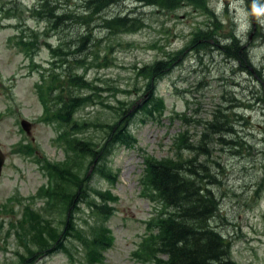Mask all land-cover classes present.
Returning <instances> with one entry per match:
<instances>
[{"label": "rangeland", "instance_id": "374dc122", "mask_svg": "<svg viewBox=\"0 0 264 264\" xmlns=\"http://www.w3.org/2000/svg\"><path fill=\"white\" fill-rule=\"evenodd\" d=\"M195 1L207 3V11L218 20V41L209 32L200 36L199 28L210 29L206 24L209 16L188 0H178L173 9L124 0L100 13L109 18L127 16L128 22L137 19L129 32L121 26L114 32L106 30L98 19L88 25L73 20L63 24L50 13L57 25L48 29V18L30 13L33 0H2L0 150L5 161L0 176V204L15 193L23 197L35 194L47 181L34 158L13 152L17 142L33 139L38 143L39 156L65 160L69 155L74 162L67 169L70 177L60 184L56 207L47 211L43 201L34 200L30 212L36 219L45 216L42 222L46 226L53 227L57 234L62 232L63 249L45 255V251H39L38 236L33 237L34 230L29 228L28 246L20 248L19 261L15 235L7 234L6 224L0 230V264H85L84 259H90L89 248L81 244L75 231L66 236V226L73 216L75 228L86 233L92 223L94 239L103 232L107 235L108 242L99 244L109 243V247L102 250L97 264H140L133 257L134 251L147 233V222L159 214L162 205L157 193L148 196L144 192L145 156L175 157V137L185 130L187 142L197 143L217 109L232 117L233 130L226 128L223 141L214 136L206 143L208 153L203 154L205 149L200 148L197 154L214 176L209 181L218 197V212L212 224L231 243L232 260L238 264H264V11H257L264 9V0ZM52 2L57 5L52 11L55 14L64 9L79 13L84 3ZM24 28L40 33L34 56L37 64H45L50 58L43 40L55 46L60 44L59 39L64 40L69 62L61 68L62 77L75 73L93 86L76 88L81 96L91 97L81 102L75 113L79 125H71L74 139L92 141L79 159L68 146L53 144L58 132L55 123L37 122L42 113L34 87L39 74L12 38ZM86 33L91 41L81 42L79 35ZM231 36L238 40L234 46L245 53V62L223 49L225 38ZM156 60L166 61L167 69L162 74L143 71ZM94 84L101 87L94 88ZM150 110L154 111L149 114ZM23 118L33 124L31 135L20 125ZM117 124L121 125L117 142L107 140L109 126ZM125 132L130 136L129 145ZM103 147L104 153L95 158L93 150ZM183 154L188 157L195 152L185 150ZM103 166L110 169V179L93 175ZM71 178L79 179L82 186L74 187ZM86 188L92 196L97 188L107 196L104 208L113 209L104 223L99 217L94 220L92 208L81 201ZM73 195H77L74 202ZM76 206L80 210L74 209ZM13 207L20 212L24 204L15 203ZM9 213L4 217L8 218ZM44 240L49 244L52 238L48 235Z\"/></svg>", "mask_w": 264, "mask_h": 264}, {"label": "trees", "instance_id": "16d2710c", "mask_svg": "<svg viewBox=\"0 0 264 264\" xmlns=\"http://www.w3.org/2000/svg\"><path fill=\"white\" fill-rule=\"evenodd\" d=\"M81 1L84 3L82 4V9L77 11L79 13L73 12L74 10L64 9L53 17L62 21L63 24H66L68 20H73L85 25H88L90 21L98 19L100 20L99 24L111 32H114L115 28L120 29L119 26L124 27L125 31H133L134 23L138 22L137 19L136 21L128 22L129 17L127 16L109 18L100 14L109 6L118 4L124 0ZM138 1L147 3L148 5H162L171 9L175 8L178 3V0ZM188 1L210 15L207 11V3H199L195 0ZM49 2V0H44L42 11L38 10L37 13H41V17H47L49 28L55 29L57 20L48 16V13L53 15L51 10L57 5L53 6V8L52 6L48 8ZM132 20L134 19L132 18ZM217 21L214 16L208 17L206 24L211 27L210 29L199 28L200 36L209 32V36L211 35V37L216 38L215 35H218L217 31L219 30ZM30 35V40L24 39L26 37L24 33L22 35H15V38L19 37L16 40L15 46L31 57L34 53L33 49L36 50V47H38L36 44L37 40L34 37L38 38L39 32L32 30ZM195 37H197V34H195ZM79 40L81 42L91 41L89 33L80 34ZM227 40L231 41L230 39ZM237 41L235 39L230 44H225L223 49L228 53L239 56V58L243 59L242 62H245V53H239L234 46ZM65 44L64 40H61L58 46H48L52 58L50 60V67H43L40 64L36 65L39 72V80L35 83V88L43 105V114L40 120L57 124L59 126V134L56 141H62V145L68 146L70 152H74L77 159H79L81 152L86 154V146L88 143H92V141L83 140L76 136L74 139L71 125L73 123L75 126L79 125L78 119H75V113L79 111L80 103L89 101L91 97L81 96V94L76 92V88L79 85L85 88H93V86L91 82L83 79L81 76H76L75 73L62 77V74L58 72L64 63L69 62L68 58L65 57V55H69V52L64 49ZM100 65L103 66V63ZM145 69L149 70L148 75L151 72L160 75L167 69V64L164 60H156L152 65L146 66L143 71ZM98 87L101 86L94 84V88ZM153 111L150 110L149 114ZM218 112H220L218 118L216 115V120L208 122L207 128L203 131L201 139L197 143H188L186 137L182 139L183 148L187 151L195 152L193 156L184 157L182 152H178L176 158L166 157L161 160L151 159L147 161L146 189L151 191L149 195L153 192L157 193L165 212L159 218H156L153 226L150 228V232L141 241L138 250L135 252V256L142 264H238L231 259V251L229 249L231 243L228 238H225L212 224V220L217 216L218 212V197L214 188L210 186L211 181H209L214 176H210L208 170H206L208 163L199 160L197 156L198 153H201L199 151L200 148L205 149V153L203 154L208 153L206 143H209L214 136H219L216 140L223 141V133L226 128L233 130L232 117L227 112L220 110ZM120 126V124L109 126L110 130H108L107 140L110 138L111 141L117 142L119 133H121ZM124 134L126 144L129 145L130 136L126 132ZM182 136L184 137V135ZM37 146L32 142H20L17 145H13L12 150L16 154L32 156L38 154ZM179 148L180 146L178 145ZM104 151L105 147L100 151L93 150V156L96 158L99 154H103ZM73 162L74 158L69 155L62 162L44 160L45 169L50 177L49 185L41 187L38 192L39 197L46 199L44 210L47 209L48 211L51 207H56L60 184L63 180H68L67 177H70L69 170L67 169ZM109 171L108 167L103 166L101 169L97 168L93 172V175L99 174L106 179H110ZM70 181L74 187L81 185L79 179L71 178ZM204 182H208L209 184H204ZM83 190L81 188V191ZM35 197L36 195H32L28 200L34 201ZM106 197L104 192L99 189H96L95 196H92V193H88L86 188L84 198L81 200L94 211V220L96 217H99L102 223L108 217L109 211L113 209L104 208ZM76 198L77 195H73L71 201L74 202ZM12 200H14V203H23L24 208L21 207L20 212H18L13 207V204L9 206L8 204H4L0 207V211L3 212L0 214V230L4 229L5 225L8 224L7 234L12 235L14 233L16 242L20 248L28 246L26 236L30 232L27 229L30 228V230H34V233L31 235L33 237L38 236L37 243L41 246L39 251H45L46 254H50L54 253L56 248L63 249L64 236L62 232L57 234L53 227L46 226L42 222L45 216L36 219L35 215L30 214L32 205L26 203V198H22L19 193H15L14 196L9 198V201ZM2 208H4L3 211ZM74 209L80 210V206H76ZM7 212H10L7 214L8 218L3 216ZM75 221L76 218L74 216L73 219L69 220L65 231L66 236H70L72 231H75L81 244L85 248H89L88 255L90 259H84L85 263L97 264L96 261L103 255L102 250L109 247V243L106 245L99 244L100 242H108L107 235L103 232L102 236L94 239L92 223L88 225L89 233H86L81 229L75 228ZM50 222L54 221L51 220ZM48 235L52 238L49 244L44 240Z\"/></svg>", "mask_w": 264, "mask_h": 264}, {"label": "water", "instance_id": "95a60500", "mask_svg": "<svg viewBox=\"0 0 264 264\" xmlns=\"http://www.w3.org/2000/svg\"><path fill=\"white\" fill-rule=\"evenodd\" d=\"M23 122H24L23 125L26 128V130L30 132L31 124L29 122H27V121H23ZM4 161H5V156L2 153V151L0 150V175L2 173V168H3V165H4Z\"/></svg>", "mask_w": 264, "mask_h": 264}, {"label": "clouds", "instance_id": "9594fccd", "mask_svg": "<svg viewBox=\"0 0 264 264\" xmlns=\"http://www.w3.org/2000/svg\"><path fill=\"white\" fill-rule=\"evenodd\" d=\"M257 11H264V9H257Z\"/></svg>", "mask_w": 264, "mask_h": 264}]
</instances>
